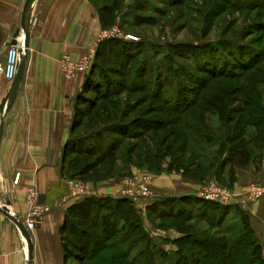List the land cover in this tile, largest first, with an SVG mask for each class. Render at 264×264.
I'll use <instances>...</instances> for the list:
<instances>
[{"label":"rangeland","instance_id":"1","mask_svg":"<svg viewBox=\"0 0 264 264\" xmlns=\"http://www.w3.org/2000/svg\"><path fill=\"white\" fill-rule=\"evenodd\" d=\"M92 2L98 8L99 19L100 16H112L109 22L101 23V36L108 42L96 50H90L79 60H83L82 69L78 67L80 70L75 71L62 63L60 66L66 78L77 75L81 77L77 89L79 98L76 100V95L73 103L76 109L75 118L80 121V125L74 128L73 133L75 136H86L85 148L91 149L95 154L74 156L76 158L73 160L71 157L76 154H69L61 166L71 173L73 170H81L89 163L87 169L67 178L69 193V181H78L91 188L90 182L116 180L121 184L118 196L121 190L126 188L134 189V192L146 191L147 196L138 197L134 203L139 213L136 216L139 218L133 220L138 223L139 230L133 231L119 216L110 214L107 208L112 205V200L103 199L98 207H80L71 213L68 225L74 227L73 230L64 232V240L71 247L79 240L87 241L88 249H91L92 242L98 239L101 242L102 236L106 243L118 242L111 253L119 252L127 259L136 257L135 264H145L146 255L139 254L145 247V239L137 238L138 234H144V237L152 239L161 251L174 252L178 243L183 249L182 253L187 254L191 260L188 250L192 249L194 230L201 233L213 231L205 221L197 220V217L210 218L209 214L213 210L212 206L203 201L206 199L192 197L189 203H181L182 208L170 210L166 202L154 204L151 210H142L140 204L155 195L153 181L156 175L163 172H180L184 175L182 171H167L168 164L172 165L177 153L185 166L191 167V171H197L194 167L198 163L203 166L204 170L198 172L200 178L197 180L201 183V191L210 183H214L216 187L226 190L231 195L230 199L236 194L233 191L236 175L232 181L227 166L217 175L216 167L210 169L208 163H203V158L196 156L192 148L207 158L212 157L213 153L196 142L191 134L192 130L185 123L196 121L198 113L202 111L201 105H206L203 97L217 91L219 93L224 87L236 90L242 86L247 89L253 84L250 78L257 74L256 71H242L235 67L234 57L242 54L239 45L264 49V0H237L232 5L225 4L223 0ZM64 57L73 61L68 54L62 59ZM226 63L229 64L226 71L238 73L240 76L226 79L208 78L205 81L193 78L197 64L221 69ZM262 65L264 67V63ZM189 79H192L191 82ZM139 83H147L145 92L129 90L137 87ZM156 85H161L159 89L162 97L167 95L171 102L183 106L196 98L197 107L193 106L182 113H172L168 110L170 103L163 101V98H153L158 89ZM103 93H109L108 98L101 99ZM232 95L235 97L239 94L228 92V97ZM228 116L233 124L240 114L228 112ZM229 123V120H225L223 125L227 126ZM207 124L215 128L221 123L211 115ZM182 131H185L186 135ZM246 137L247 141L250 137L248 134ZM185 140L190 141V146L183 145ZM119 142L123 143L113 157L99 158L98 150L117 145ZM165 150L166 156L163 155L159 159ZM94 161L96 163L92 164ZM129 161L132 164H129ZM148 164H152V169L148 168ZM248 165L240 168L246 169ZM263 195L264 182L256 180H252L242 192L243 200L247 204ZM34 200L38 205H46L38 203L35 193ZM29 207L28 197V210ZM162 211H176L184 221L161 218L159 213ZM103 215L109 217V224L104 228L100 226ZM189 216L192 219H189ZM222 216L225 222L221 226L224 227L231 220L240 219L241 210L230 208L226 215ZM162 230L170 231V235L174 237L171 242L161 241ZM79 232L82 234L80 238ZM234 233L229 237H235ZM135 239L137 242H134ZM175 239L181 240L176 243ZM168 247L172 250H167ZM195 249L200 248L196 247L194 251ZM158 255V259L165 263L166 258ZM69 261L82 264L73 258ZM87 264L100 263L93 259ZM114 264L132 263L128 261Z\"/></svg>","mask_w":264,"mask_h":264},{"label":"crops","instance_id":"2","mask_svg":"<svg viewBox=\"0 0 264 264\" xmlns=\"http://www.w3.org/2000/svg\"><path fill=\"white\" fill-rule=\"evenodd\" d=\"M25 1L0 0V65L8 46L23 39ZM102 31L99 11L92 0H35L32 5L23 79L11 107L0 114V206H6L22 220L33 190L38 203L50 205L51 211L38 227L28 231L30 258L19 229L0 212V264L65 263L63 231L67 210L84 199H68L67 177L61 166L81 77L66 78L60 65L65 54L77 62L90 50H96L103 40ZM9 89L10 83L0 78V104ZM233 173L237 177L233 186L236 194L229 203L220 204L245 212L264 259V195L250 204L242 197L252 180L264 182V151L257 162H251L246 169L233 167ZM89 184L99 196H118L121 188L116 180ZM153 188L156 193L140 204L142 210L181 196L203 198L201 183L180 172L156 175ZM161 232V241L173 240L170 231Z\"/></svg>","mask_w":264,"mask_h":264},{"label":"trees","instance_id":"3","mask_svg":"<svg viewBox=\"0 0 264 264\" xmlns=\"http://www.w3.org/2000/svg\"><path fill=\"white\" fill-rule=\"evenodd\" d=\"M225 4H234L237 0H223ZM112 19L111 15L100 16V22L103 24L109 22ZM104 39L99 42L98 47L104 45ZM241 47L239 50L242 51V54L236 55L235 67L240 68V70H255L256 73L250 78V81L253 83L245 89L240 86L236 90L234 88H223L221 91L211 93L203 97V101L206 102V105H201L200 108L202 111L198 113L196 121L184 122L185 125L192 130V136L199 144L205 146L212 151V157L202 156L199 154L197 149L192 151L197 154L198 158H203V163H208L210 169H217V175L222 173V170L227 166L228 172L230 173L231 180H234L233 167H245L250 162L257 161L263 157L264 151V67L261 66L264 63V49L255 48L250 45H239ZM99 51V50H98ZM229 68V64H225L221 69L217 67L211 68L210 66L203 67L202 65L195 66V74L193 76L194 80L205 81L208 78H235L240 76L238 73H233L226 71ZM173 73V71H172ZM207 74V75H206ZM242 76V75H241ZM192 79H189L191 82ZM147 83H139L137 87H133L129 90H137L145 92ZM157 91L156 95H153V98L157 100H162L170 103L169 111L172 113H182L188 110L191 107H197L196 98L185 103L183 106H180V103L171 102L169 98L161 95L160 89L161 85H156ZM204 86L202 87V89ZM236 88V87H235ZM234 89V90H233ZM95 90V89H94ZM233 90V91H231ZM179 92V91H178ZM228 92L232 94L238 93V96L232 95L228 97ZM197 95L199 93H196ZM195 94V96H196ZM109 93H103L101 99L108 98ZM194 96V97H195ZM179 97V96H178ZM79 98L77 94L76 100ZM235 104H238L235 106ZM208 106V107H207ZM72 119V130L70 139L68 140L67 145L64 147V154L67 158V155L75 153L71 157L73 160L74 156H88L95 154L91 149L85 148L86 136L80 137L75 136L73 130L76 126L80 125V121L75 118ZM228 112H235L240 114V117L236 119L233 124H231L232 119L228 116ZM211 115L214 116L215 120L220 124L212 128L207 124L208 117ZM225 120H229V124L224 126L223 123ZM234 121V120H233ZM154 126V125H153ZM160 126V125H159ZM157 126V129L158 127ZM161 128V127H160ZM156 129V127H155ZM185 135L186 132L182 131ZM249 135V139L246 141V135ZM123 142H119L117 145L106 146L104 149L97 151L99 158L107 159L113 157L115 152L120 149ZM190 141L185 140L183 145L190 146ZM251 146V147H250ZM192 147V145H191ZM162 152V151H161ZM167 151H163L161 154V159L163 155L166 156ZM94 161L92 164H95ZM89 164V163H87ZM85 164L83 168L79 171H74L69 173L66 172L64 166L62 167L63 175L67 178H72L73 175L82 172L84 169H87L89 165ZM129 164H132L129 161ZM130 166V165H129ZM148 168L152 169V164H148ZM191 167L185 166L181 156L176 155L172 165L167 166V171L176 170L182 171L186 177L199 180L200 177L199 171L204 170L203 166L198 163L194 168L197 171H191ZM209 169V171H210ZM206 171V169H205ZM206 172L203 176H205ZM202 176V177H203ZM201 177V178H202ZM95 181V180H94ZM112 198V199H111ZM192 196H181L173 199H166V204H168V210L170 208H182L181 203H189ZM103 199L112 200V205H110L107 210L108 212L116 214L119 216L124 223H127L129 228L136 231L139 230V225L135 222L134 218H139L136 215L134 203L127 197H112V196H90L84 198L81 202L73 204L67 210V214L64 222V231H63V244L65 250V263L64 264H73L69 261L71 258L76 259L82 264H87L90 260L95 259L100 264H114V262H131L132 264L136 263V257L127 259L126 256L121 255V253H111L113 248H116L118 242L115 243H106V239L102 236L100 240H95L92 242L91 249H88L87 241H78L73 243V247L66 244L64 240V232L73 230L74 225H68V219L73 213L74 210L80 207H98L100 202ZM206 204L212 206L209 217H197V220L205 221L209 229L213 230L205 231L204 233L194 230L192 249L188 250L191 254V260L188 259V255L183 252V249L178 245L177 242H180L181 239H175L177 243V249L174 252L161 251L158 247L152 242V239L146 238L143 235H137V238L145 239V247L140 251V255H146L145 264H264L262 258V248L256 239L253 230L249 225L248 216L241 210V217L238 220H231L230 223L224 225V218L222 215H226L230 208H237L236 206H226L218 204L214 201L203 200ZM78 210V209H77ZM151 210V209H150ZM240 210V209H239ZM159 217L164 218L168 217L171 219H176L179 221H184L178 212L174 211H162L159 213ZM215 217L212 219L211 217ZM222 216V218H221ZM190 217V216H189ZM108 215H103L101 218V227H106L109 224ZM189 219H192L191 217ZM69 226V227H68ZM235 232V237L231 233ZM81 232H79L80 234ZM81 236L82 234L79 235ZM80 238V237H79ZM134 242H137L135 239ZM200 248L199 250L194 248ZM77 250V251H76ZM158 254H161L162 258H166L165 263L163 260L158 259Z\"/></svg>","mask_w":264,"mask_h":264},{"label":"built area","instance_id":"4","mask_svg":"<svg viewBox=\"0 0 264 264\" xmlns=\"http://www.w3.org/2000/svg\"><path fill=\"white\" fill-rule=\"evenodd\" d=\"M22 48H23L22 39L20 41H17L9 45L6 51L4 63L0 65V78H3L9 83L13 81L17 73ZM61 63L63 66L65 65L66 67H69L72 69L74 68L75 71L80 70L78 67H81V69L83 68V65H82L83 60L74 62L68 59L67 57H64L61 60ZM18 177L19 176L16 175L15 181H18ZM68 183L70 187V193H69L68 199L99 196L95 190L84 186L82 183L78 181H69ZM206 187L207 188H203V190L201 191V196L204 199L210 200V201H218L221 203L230 202L231 195L226 190H222L216 187L214 183H210ZM256 192H258V190ZM119 196L127 197L133 203H136L138 197L140 198V197L147 196V193L146 191H143V190L134 192V189L126 188L124 190H121ZM28 197L30 201V207H29L28 212L25 214V217L22 219V222L25 228L27 229V231H31L40 225L44 215L51 210V206L50 205H38L34 200L33 190L29 192Z\"/></svg>","mask_w":264,"mask_h":264},{"label":"water","instance_id":"5","mask_svg":"<svg viewBox=\"0 0 264 264\" xmlns=\"http://www.w3.org/2000/svg\"><path fill=\"white\" fill-rule=\"evenodd\" d=\"M34 2L35 0H26L23 7L22 17H21V28L23 31V39H22L23 48L21 49L20 62L18 65L15 78L10 83V89L0 104V114H3L4 112L8 111V109L11 107L23 79L27 54H28V41H29L30 23H31V8ZM1 135H2V124H0V139H1ZM0 212L4 214L8 219H10V221H12L19 229L20 233L22 234L28 245L29 258H30L31 248H32L30 235L27 229L25 228L22 220L18 215L10 213V211L6 206L3 207L0 206Z\"/></svg>","mask_w":264,"mask_h":264}]
</instances>
